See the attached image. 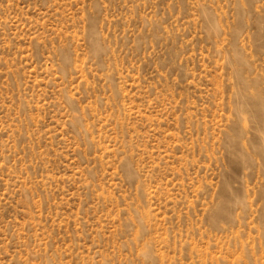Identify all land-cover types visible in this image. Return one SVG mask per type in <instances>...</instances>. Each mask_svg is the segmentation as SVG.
I'll return each mask as SVG.
<instances>
[{
  "label": "rangeland",
  "instance_id": "374dc122",
  "mask_svg": "<svg viewBox=\"0 0 264 264\" xmlns=\"http://www.w3.org/2000/svg\"><path fill=\"white\" fill-rule=\"evenodd\" d=\"M0 264H264V0H0Z\"/></svg>",
  "mask_w": 264,
  "mask_h": 264
}]
</instances>
